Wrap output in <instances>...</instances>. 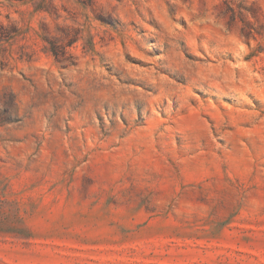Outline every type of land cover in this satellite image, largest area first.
<instances>
[{
    "label": "rangeland",
    "instance_id": "1",
    "mask_svg": "<svg viewBox=\"0 0 264 264\" xmlns=\"http://www.w3.org/2000/svg\"><path fill=\"white\" fill-rule=\"evenodd\" d=\"M0 264H264V0H0Z\"/></svg>",
    "mask_w": 264,
    "mask_h": 264
},
{
    "label": "trees",
    "instance_id": "2",
    "mask_svg": "<svg viewBox=\"0 0 264 264\" xmlns=\"http://www.w3.org/2000/svg\"><path fill=\"white\" fill-rule=\"evenodd\" d=\"M53 46H56V45H53ZM51 51L53 52V54L58 58L61 53V51L58 49V47L55 49H51ZM12 98V105L15 106V99L13 98V95L11 96ZM10 114H11V111H9L8 109L7 110H3V112L1 113V122L3 123H10V122H13L11 121L10 119Z\"/></svg>",
    "mask_w": 264,
    "mask_h": 264
}]
</instances>
